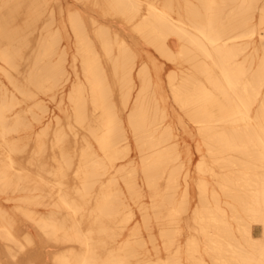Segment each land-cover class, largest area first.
<instances>
[{"label":"bare ground","instance_id":"obj_1","mask_svg":"<svg viewBox=\"0 0 264 264\" xmlns=\"http://www.w3.org/2000/svg\"><path fill=\"white\" fill-rule=\"evenodd\" d=\"M183 260L264 264V0H0V264Z\"/></svg>","mask_w":264,"mask_h":264},{"label":"rangeland","instance_id":"obj_2","mask_svg":"<svg viewBox=\"0 0 264 264\" xmlns=\"http://www.w3.org/2000/svg\"><path fill=\"white\" fill-rule=\"evenodd\" d=\"M200 157L207 159V155L204 153V150L198 151L197 156L195 157V159L196 158H200ZM130 226H131V224H130ZM255 234L258 235L259 232L255 231ZM193 235L194 236H198V234L195 231L192 232V231H189V230H187L185 228H181V231L179 233V238L177 240V244L180 245L178 253H180L182 256H183V253H184L185 237H192ZM180 264H185V261L184 260L181 261Z\"/></svg>","mask_w":264,"mask_h":264}]
</instances>
